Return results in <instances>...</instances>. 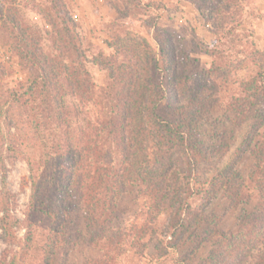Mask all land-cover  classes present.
<instances>
[{
	"label": "trees",
	"instance_id": "trees-1",
	"mask_svg": "<svg viewBox=\"0 0 264 264\" xmlns=\"http://www.w3.org/2000/svg\"><path fill=\"white\" fill-rule=\"evenodd\" d=\"M140 1L129 0L127 5L135 3L139 7ZM244 1L202 0L207 7L201 6L199 13L215 37L207 52L213 58L208 70H190L186 46L179 36L169 32H159L155 47L139 40L130 30L115 33L109 44L115 53L106 55L100 50L94 55V62L107 69L109 84L103 119L97 125L89 124L87 147L80 146L76 133L85 132L74 125L67 97H92L93 84L86 67L92 45L80 36L61 0H52L59 22L49 20L62 53L57 56L43 51L41 36L23 26L17 13L0 9L2 39L21 64L38 71L32 90L42 84L44 101L51 112V124L38 126V133L45 162L53 161L55 175L54 197L43 204L50 227L43 234L42 244H36L29 224L20 260L7 263L4 256L0 264H31L33 250L42 257L43 264H48L57 254L65 256L80 241L99 245L129 187H136L149 204L146 219L134 236L139 253L150 243L155 244L157 252H163L168 234L180 240L197 227L211 233L208 240L221 234L220 230L211 231L216 217L205 212V205L218 192L230 206L247 207L238 236L246 242L264 241V108L258 107L264 105V51L250 54L256 71L241 81L244 96L233 105L241 114L252 112L253 123L245 140L254 157L252 168L247 177L235 169L221 171L203 191L204 207L194 205L200 195L194 191L197 168L202 159H208L196 133V121L209 110L206 100L214 98L213 87L204 82L213 77L223 83L230 79L232 64L222 65L218 58H222L224 49L236 52L240 41L238 16ZM0 160L5 186L8 172L4 159ZM36 190L35 187V193ZM3 209L6 224L1 226L5 231L7 224L21 226L9 215L8 208ZM155 256L161 258L159 253ZM96 263L107 261L97 259ZM254 264H264V248L259 250Z\"/></svg>",
	"mask_w": 264,
	"mask_h": 264
},
{
	"label": "rangeland",
	"instance_id": "rangeland-1",
	"mask_svg": "<svg viewBox=\"0 0 264 264\" xmlns=\"http://www.w3.org/2000/svg\"><path fill=\"white\" fill-rule=\"evenodd\" d=\"M128 1L61 0L80 36L92 45L86 64L93 84L92 97L89 98V94L67 97L74 125L85 132L76 133L83 147L88 146L89 124L97 125L103 119L104 96L109 84L107 69L94 62V55L100 50L106 55L115 53L109 47L115 33L130 30L139 40L155 47L159 32H169L176 38L179 36L186 46L191 58L190 70H208L213 62L207 52L215 37L210 24L199 13L201 6L207 7L202 0H141L139 7L135 3L127 5ZM2 8L5 12L10 9L17 13L23 26L41 36L45 53L62 54L49 22L51 18L59 22L52 0H0ZM238 20L240 41L236 52L222 48L223 56L218 58L222 65L232 64L228 83L216 77L204 82L213 87L214 98L206 100L209 110L196 121L197 136L208 155V159L201 160L194 181V191L200 194L194 200L198 209L204 207L203 191L221 171L235 169L247 177L254 163L245 142L253 123L252 112L241 114L233 105L244 96L241 81L248 80L256 71L250 54L264 51V0L244 1ZM2 22L0 17V157L6 164L8 178L4 186L0 167V261L6 256L9 263L13 259L20 260L29 224H32L36 244H42L43 234L50 227L42 211L46 208L43 204L54 197L55 175L53 161L45 162L38 133V126L45 122L51 124L42 84L32 90L38 71L21 64L11 46L2 39ZM62 59L68 61L66 57ZM258 107L263 109L264 105ZM4 206L21 226L7 224L4 230L1 226V223L6 224ZM205 206V212L216 217L211 231L220 230L221 234L211 235L208 240L211 233L197 227L194 233L180 240L168 234L163 252H157L155 244L150 243L139 253L134 236L136 228L146 219L149 204L148 199L137 193L136 187H129L119 200L116 218L107 226L102 239L98 238L99 245L80 241L65 256L57 254L48 264H98L97 259L106 260L107 264H254L259 250L264 248V241L246 242L238 236L240 219L247 207L230 206L222 192ZM222 234L229 239L222 238ZM157 253L161 258L155 256ZM31 254V264H43L36 251Z\"/></svg>",
	"mask_w": 264,
	"mask_h": 264
}]
</instances>
